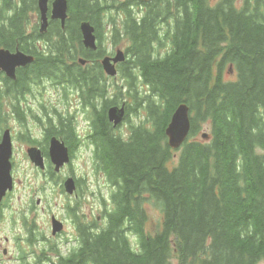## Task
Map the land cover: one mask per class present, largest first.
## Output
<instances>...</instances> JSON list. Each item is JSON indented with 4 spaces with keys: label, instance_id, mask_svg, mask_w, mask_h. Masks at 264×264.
I'll return each instance as SVG.
<instances>
[{
    "label": "trees",
    "instance_id": "1",
    "mask_svg": "<svg viewBox=\"0 0 264 264\" xmlns=\"http://www.w3.org/2000/svg\"><path fill=\"white\" fill-rule=\"evenodd\" d=\"M258 1L239 10L232 0L214 8L209 0H67V32H57L58 22L49 26L67 49L61 51L52 38L37 33L38 44L54 47L48 45L43 53L29 41L33 33H27L36 0H0V48H19L35 57L27 74L19 72L17 92L27 84L19 79L49 77L67 58L74 60L79 48L81 56H91L81 44L83 21L95 27L100 45L103 39L127 43L120 74L130 88L119 84L116 92L105 86L97 91L92 82L105 78L98 61L92 77L78 65L79 72L67 71L72 86L78 87V81L88 86L86 104L95 118L93 157L114 190L101 231L94 239L85 232L86 264H172L173 258L177 264L264 261V2ZM135 5L134 12L142 11L134 13ZM133 69L148 88L143 94L133 89L138 80ZM122 95L130 100L128 115L136 116L137 107L143 115L120 136L106 109ZM91 98L99 99L101 111L90 106ZM182 103L190 112V139L175 159L165 129ZM205 128L207 140L190 141ZM64 130L73 132L71 123ZM149 200L158 203L162 214L156 234L144 229ZM126 229L136 235V249Z\"/></svg>",
    "mask_w": 264,
    "mask_h": 264
},
{
    "label": "rangeland",
    "instance_id": "2",
    "mask_svg": "<svg viewBox=\"0 0 264 264\" xmlns=\"http://www.w3.org/2000/svg\"><path fill=\"white\" fill-rule=\"evenodd\" d=\"M221 0H209V4L214 8L217 6V3H219ZM254 0H232V4L235 8H242L247 3H252ZM256 4L262 5L263 1L259 0ZM137 6L135 5L133 8V12ZM248 9L250 7H247ZM181 9H179L178 12L176 11H169V14L172 15L175 13L176 15L179 14ZM263 15V13H261ZM57 32H63L62 30H58ZM57 32L51 31L49 35L45 34L44 36L50 37L53 40V44L56 43V47L59 48L61 51H64L65 45H60L56 42L54 39L57 34ZM81 32V30H80ZM38 32H33L32 36L29 37V41H32L35 46V41L37 38L35 35ZM39 34V33H38ZM80 34V33H79ZM81 36V34H80ZM52 45H49V43L45 42V47L40 49L41 52L46 53L49 51V46L53 47ZM77 44V43H76ZM104 44L108 47V55L114 56L117 52L122 51L126 52L124 50L127 47V43L117 44L116 46L112 45L109 40H104ZM112 45V49L110 51L109 45ZM49 45V46H48ZM54 48V47H53ZM105 48L103 45L98 44V50L97 52L90 53L91 56H88L84 60L87 61L86 63L82 64L81 66V72H85L87 75H92L95 73V67H91L97 59H100L102 57V53L105 51ZM78 49V47H76ZM78 54L80 52L84 53L82 48H79ZM77 54V55H78ZM77 55H74L76 57ZM79 56H81L79 54ZM128 59V58H127ZM72 59L67 58L64 65H59L56 68V72H51V75L47 77L46 75L40 76V81L36 84H33L31 86V94H35L39 97V109H34V111H29L27 114H25L23 111L19 110V118L20 120L13 115H8V107L11 106V101L9 99L0 97V121L1 124L5 127L8 126L12 129V131L15 132L16 137L18 140L21 138H24V133H31L34 136H38L39 131L42 128H45L46 130L51 129L55 124H59L60 122H71L72 124V117H74V126L76 127L77 132L81 135H87L88 132H90L89 124L87 122L88 116H85L82 114V111H78V105L76 102L77 96L76 95H68L69 96V104L67 105V101L62 100L64 99L65 95H61V92L63 90L61 89L62 81L61 78L57 75L63 74V72L67 70L72 71H78V67L75 66V64H71ZM94 69V70H93ZM79 72V71H78ZM131 72V71H130ZM132 74V73H131ZM134 76V74H132ZM58 77V79L56 78ZM233 79V77H231ZM48 79V80H45ZM51 80L52 82H50ZM14 81H7L4 84L3 91L8 92L12 104L15 108H21V104L19 101H21L22 95L25 94L27 87L23 88L20 92L15 91L14 87ZM101 77L96 80L94 83L95 86H98L99 90L102 89V86L106 87V90L111 91H117L118 86H116L118 83H122L121 85L124 88H130L129 85L122 81V79H111L103 78L102 82ZM22 83L24 81L21 80ZM98 82V83H97ZM104 83H108L109 85H106ZM58 87V92L55 89V86ZM67 85L72 88L73 90L76 88L72 86L70 83H67ZM132 85H136L133 87L134 90L139 91L141 94L145 93V91H142L139 87V84L134 82ZM78 87L82 92H86V88L88 86H85L82 84V81H78ZM15 93L16 96H18V99L13 95ZM123 96V95H122ZM34 99L33 96L27 97V100ZM37 100V101H38ZM121 102H126V104H122ZM133 102V100H132ZM140 104L144 103V99L141 97L139 98ZM129 103V104H128ZM27 104V103H26ZM90 106L92 107L94 104L96 105V110H94L96 113L102 110V105L98 98H91L90 100ZM124 107L125 109H129L130 107V100L126 99L124 96L120 98V102L118 104L113 105L112 108H119ZM140 112L137 110V115H128L126 119L121 123V125L114 130L115 135H125L129 133V124L131 125H138L140 122V116L143 115V109L141 107H137ZM40 110V111H39ZM107 111L106 109V118L107 117ZM55 116V119L53 118ZM26 119V121H25ZM95 118L91 121L90 128L94 132V125L92 124L94 122ZM25 121V125L24 122ZM25 126V127H24ZM196 131V133L193 135V139H199L203 140L201 138V135L204 133H208V129H202ZM190 139V138H189ZM189 139L186 140L189 142ZM179 149V148H178ZM174 149L173 157L176 159L179 154V150ZM23 150H21V144L19 141L18 149L16 150V153H22ZM75 158L72 161V167L73 170V176L76 179L80 180V177L85 179V183L87 185L82 184L80 185L82 189V201L80 204L81 213L85 214V217H89V212L91 207L96 208V211L92 214L94 215V220L96 216H102V219L99 222L100 229L103 228V220L104 217H106V210L110 207V194L112 192V186L107 182V180L104 178L103 172L99 171V167L94 161L92 151L89 147H79L77 151H75ZM175 155V156H174ZM15 168L14 171H12V176L14 179V192L11 195H7L5 197V200L7 202L6 208H9L11 210H8L6 212L0 211V242L4 240L5 237H9L11 235L19 236V227L20 222L22 221V227H28L30 225V221H35L36 224L39 226V229L41 231V235H47L46 228L49 224V228L51 231L50 223H47V215L49 211H53L56 213H61V199L54 198L51 196L54 188L56 187L58 183H52L51 179L48 175L45 174H38L36 168L34 165L26 158L23 159V155L20 154V158L16 160V164L13 165ZM83 181V180H82ZM108 183V184H107ZM86 187V188H85ZM40 201L38 204L37 201ZM145 210H146V216H147V222H146V229L150 233H155L159 228L162 227L161 221H162V215L160 212V209L158 207V203L154 200L146 201L144 204ZM28 208H34V213L32 214V211H29ZM13 219V220H12ZM10 222V224H9ZM16 222H18L17 229L15 232L11 230V226L16 225ZM47 225V226H46ZM72 226L70 224H67V234L64 235V237L68 236V232L71 231ZM22 234H25L22 229ZM49 235V233H48ZM72 235V232L70 236ZM135 242V241H134ZM138 244V243H137ZM2 247H7L5 244H2ZM11 254L8 255L7 260L12 258V251L13 248H11ZM173 264H177L176 260H173ZM260 264H264V261H261Z\"/></svg>",
    "mask_w": 264,
    "mask_h": 264
},
{
    "label": "flooded vegetation",
    "instance_id": "3",
    "mask_svg": "<svg viewBox=\"0 0 264 264\" xmlns=\"http://www.w3.org/2000/svg\"><path fill=\"white\" fill-rule=\"evenodd\" d=\"M61 30L63 32H67L66 29ZM51 31L53 30L47 29L44 32ZM28 32L40 31H34L33 29H29ZM16 50H19V48H15L13 51H9L14 52ZM31 64H28L25 67L16 68L14 71V78L6 77L4 73L0 71V74L2 75L0 77V80L16 81L19 76V72L24 71L25 74H27L28 67H30ZM38 79L39 78L37 77L29 76L28 79L24 81V83H27V90L25 94L21 97V108H17V112H19L20 110L27 114L29 111L39 109V97L35 94L30 93L31 86L39 82ZM19 81V84H21V79H19ZM30 96H33L34 99L28 101L27 97ZM7 97L10 96L4 94L3 98ZM14 109L15 108L9 109V111L11 112V115L16 116ZM25 121L23 122L24 125ZM49 130L42 128L39 131L38 136H34L31 133H24V135H22L24 136V138L18 140L15 132L12 131L11 128H8V126L5 127L4 125H2L0 121V144L3 133L5 131H8L11 139L10 143L13 147V153L10 159L12 164H15L16 160L20 158V154L23 155V159L26 158L29 160V156L33 154L32 151H28L29 149H38L40 151V155H38V157L42 159L45 168L41 171V174L48 175L52 183L60 182V184H57L54 188L51 196H53L54 198L61 199L60 209L62 213V215H60L59 213L49 211L47 215V223H50V227L52 218H55L62 224V231L58 232L56 235H52V228L50 231V228L48 227L49 224L48 226L46 225L47 228L45 229L47 235H41L39 226L36 224L35 221H30V225L28 227H22V221H19V236L11 235L9 237H5L4 240L0 242V264H86V253H83L86 239L85 232L93 234L94 239L96 238L95 235L101 231L100 226L98 225L99 223L95 222L94 215H92L96 211V208L91 207L88 218L85 217L84 213H81L80 204L82 201L81 198L83 194L81 193L82 189L79 184L85 183V179L80 178L79 180L73 176V170L71 169L72 164H66L62 166L58 171H56L54 165L51 163L49 155V146L51 139L57 138L58 140L64 142V144L66 142L65 145L71 158L73 156L72 149L75 148L78 144L76 141L77 139H75V137L71 134L73 136V139L68 140V136L71 133L70 130H62V134H60L62 138L55 136L53 132H50ZM19 141L21 144V150H23L22 153H16V150L19 146ZM73 143L75 144V146L73 145ZM0 161L3 162L4 160L0 158ZM69 179L72 180V183L70 184L71 190L65 188V183ZM13 192L14 189L12 190V192H8L6 196L11 195ZM5 197L2 199V201H0L1 212L11 210L5 207L7 205ZM37 203L39 204L40 201L38 200ZM28 210H33V214L35 209L28 208ZM95 219L96 221H100L102 219V216H96ZM67 224H70L72 228H70L71 231L68 232V236L64 237V235L67 234ZM17 225L18 222H16V225L11 226V230L13 232H15V230L17 229ZM80 225L82 226V228H80ZM22 229L25 234H22ZM71 232L72 235L70 236ZM2 244H5L7 247H2ZM11 248H13L12 258L7 260L8 255L11 254Z\"/></svg>",
    "mask_w": 264,
    "mask_h": 264
},
{
    "label": "water",
    "instance_id": "4",
    "mask_svg": "<svg viewBox=\"0 0 264 264\" xmlns=\"http://www.w3.org/2000/svg\"><path fill=\"white\" fill-rule=\"evenodd\" d=\"M47 2L48 0H39V9L41 12V30H45L47 27ZM67 17V2L66 0H55L53 3L52 19H60L62 26L65 23ZM82 35L83 43L86 47L92 49L94 46V37L92 35L93 29L88 24H82ZM124 60L122 53H117L113 59L105 58L101 63L105 72L108 75H115V64ZM33 58L27 56L21 52L11 53L8 50H0V70L6 72L7 76L14 77V71L16 67H22L31 63ZM108 119L117 125L121 123L124 116L123 109L110 108L107 111ZM190 130V120H189V109L186 104H181L173 113L170 123L166 128L165 134L168 138V145L171 149H178L186 140ZM202 138L206 139L207 136L203 135ZM51 152L54 153L55 157L63 163L68 162L66 156L65 148L62 144L52 142ZM10 154L9 145L7 144L5 149L0 152V158L4 161H0V198L8 190L12 188V179L10 176V166L6 163ZM40 165L39 162H36ZM58 165V164H57ZM39 167H42L41 165ZM61 230V225H54V233Z\"/></svg>",
    "mask_w": 264,
    "mask_h": 264
},
{
    "label": "bare ground",
    "instance_id": "5",
    "mask_svg": "<svg viewBox=\"0 0 264 264\" xmlns=\"http://www.w3.org/2000/svg\"><path fill=\"white\" fill-rule=\"evenodd\" d=\"M38 1V3H39V0H37ZM103 4V3H102ZM201 7V6H200ZM239 50V49H238ZM245 56V55H244ZM198 60V59H197ZM134 70V69H133ZM147 70V69H146ZM250 71V70H249ZM151 74V73H150ZM98 83V82H97ZM238 83V82H237ZM233 84V83H232ZM90 85V84H89ZM157 85V84H156ZM158 90V89H157ZM137 91V90H136ZM165 98V97H164ZM153 102V101H152ZM185 104V103H184ZM151 111H153V110H151ZM167 111V110H166ZM159 112V111H158ZM211 112V111H210ZM154 113V112H153ZM262 118V117H261ZM169 120H170V118H168ZM163 121V120H162ZM158 124H159V122H158ZM162 126V125H161ZM261 130V129H260ZM133 133V132H132ZM144 134V133H143ZM163 134V133H162ZM164 136V135H163ZM161 138V137H160ZM246 138V137H245ZM146 141V140H145ZM164 141V140H163ZM154 142V141H153ZM138 143V142H137ZM163 146V145H162ZM195 150V149H194ZM192 152V151H191ZM198 152V151H197ZM240 156V155H239ZM159 160V159H158ZM264 165V164H263ZM204 173V172H203ZM236 175V174H235ZM189 178H191V177H189ZM219 180V179H218ZM186 181V180H185ZM215 181V180H214ZM239 181V180H238ZM83 182V181H82ZM80 185H81V183H80ZM217 185V184H216ZM86 188V187H85ZM180 188V187H179ZM160 189V188H159ZM162 191V190H161ZM207 191V190H206ZM187 194V193H186ZM192 201V200H191ZM75 214V213H74ZM78 229V228H77ZM93 232V231H92ZM201 232V231H200ZM207 233V232H206ZM80 240V239H79ZM159 244V243H158ZM216 248V247H215ZM218 262V261H217Z\"/></svg>",
    "mask_w": 264,
    "mask_h": 264
}]
</instances>
